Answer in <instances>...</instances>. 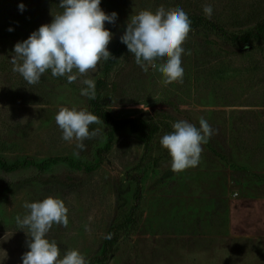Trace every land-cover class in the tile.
I'll return each instance as SVG.
<instances>
[{"label":"rangeland","instance_id":"obj_1","mask_svg":"<svg viewBox=\"0 0 264 264\" xmlns=\"http://www.w3.org/2000/svg\"><path fill=\"white\" fill-rule=\"evenodd\" d=\"M206 5L211 18L203 13ZM160 6L183 9L192 24L211 21L236 36L264 21V0H101L105 13L118 14L104 25L112 33L109 52L132 15ZM62 11L59 0H0V158L60 160L44 170L0 168L6 183L0 189V264H21L29 237L16 217L27 214L25 202L48 196L67 208V226L53 224L46 234L59 258L76 249L87 264H264V42L231 44L198 27L182 44V80L168 85L154 69L142 71L127 51L106 80L102 106L116 120L155 123L161 132L147 146L129 129L120 131L105 152L108 130L99 122L89 126L98 134L76 156L78 142L62 140L55 116L61 108L92 114L90 99L80 94L82 81L96 85L106 61L91 73L74 70L71 84L50 70L27 84L10 62L17 42ZM201 118L215 134L201 145L197 166L173 172L160 138L180 120L199 128ZM112 230L116 242L105 258Z\"/></svg>","mask_w":264,"mask_h":264},{"label":"clouds","instance_id":"obj_2","mask_svg":"<svg viewBox=\"0 0 264 264\" xmlns=\"http://www.w3.org/2000/svg\"><path fill=\"white\" fill-rule=\"evenodd\" d=\"M101 0H59L63 10L53 16L48 24L34 30L27 39L17 42L10 59L12 71L19 73L27 84H36L48 70L53 77H66L69 84L77 75L97 70L101 59L111 58L107 45L112 39L105 22L115 23L118 14L105 13L100 7ZM25 5L20 3L18 11L23 13ZM205 18H211V5L203 7ZM191 21L187 13L180 8L166 10L163 6L154 12L141 10L128 20L124 34L120 37L137 66L147 72L154 69L162 78L164 85L182 80L184 69L181 56L182 47ZM12 31V28L8 29ZM75 70V73H74ZM86 87L80 94L89 99L96 96L95 82L82 81ZM56 124L62 131V140L75 139L79 156L85 150V140L98 134V129L89 130V126L99 123L98 118L86 110L61 108L55 116ZM199 128L180 120L175 122L173 131L160 138V145L167 150L171 158V170L180 172L199 163L202 144H206L215 134L204 118ZM28 210L23 217H16L19 228L27 229V251L21 256V264H87L86 258L78 250H67L62 258L55 241H49L46 234L53 224L67 226V208L64 202L48 196L40 201L25 202ZM87 230V226H85Z\"/></svg>","mask_w":264,"mask_h":264},{"label":"trees","instance_id":"obj_3","mask_svg":"<svg viewBox=\"0 0 264 264\" xmlns=\"http://www.w3.org/2000/svg\"><path fill=\"white\" fill-rule=\"evenodd\" d=\"M195 25V26H194ZM208 27L211 31H214L216 34H218L220 37H222L226 42L231 44H238V42H243L244 44H247L250 40L254 39L259 42H264V21L257 26V30L253 33H248L242 36H236L231 35L225 32L222 28H220L218 25L211 21H204L203 19H198L194 24H190V31H195L198 27ZM127 47L125 44L121 43V40L116 42L112 48H111V58L107 60L104 64L103 71H102V77L97 80V83L95 85L96 89V96L94 99H90V106L92 108V114H94L99 122L103 123L105 127L108 130V145L105 152H108L111 149V146L114 142L115 136L118 132L129 129L130 132L141 139H144L147 146L151 143L152 139L158 135L161 132V126L152 123L148 124L146 127H141L137 120L135 119H125V120H116L108 111H106L102 106V95L104 92H106L107 84L106 80L109 77V74L111 73L112 69L118 64L120 58L127 52ZM60 160H51L46 161L41 164H35L34 162L30 163L28 161L25 162H14L9 163L6 160L0 158V168L7 172L12 173L19 171L21 169H25L30 165H33L35 167H38L41 170H44L47 166V164L52 162H58ZM64 162L71 163L72 165H75V163H72L69 160H63ZM76 166V165H75ZM78 167V166H76ZM81 167V165H80ZM90 171H92L94 168H88ZM6 183L3 181H0V189L5 188ZM121 226H117L114 229H118ZM117 234H114V231L112 230L110 232V236L108 237V240L105 243L104 250H103V257L107 258V254L111 247L116 242V236Z\"/></svg>","mask_w":264,"mask_h":264},{"label":"water","instance_id":"obj_4","mask_svg":"<svg viewBox=\"0 0 264 264\" xmlns=\"http://www.w3.org/2000/svg\"><path fill=\"white\" fill-rule=\"evenodd\" d=\"M249 50H251L250 47H246V48L243 49V51H245V52H247V51H249Z\"/></svg>","mask_w":264,"mask_h":264}]
</instances>
